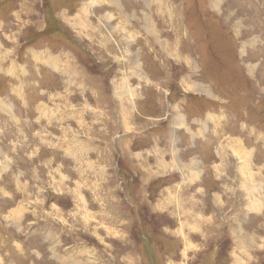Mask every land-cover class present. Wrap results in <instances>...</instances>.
Masks as SVG:
<instances>
[{
  "label": "rangeland",
  "instance_id": "obj_1",
  "mask_svg": "<svg viewBox=\"0 0 264 264\" xmlns=\"http://www.w3.org/2000/svg\"><path fill=\"white\" fill-rule=\"evenodd\" d=\"M0 264H264V0H0Z\"/></svg>",
  "mask_w": 264,
  "mask_h": 264
},
{
  "label": "bare ground",
  "instance_id": "obj_2",
  "mask_svg": "<svg viewBox=\"0 0 264 264\" xmlns=\"http://www.w3.org/2000/svg\"><path fill=\"white\" fill-rule=\"evenodd\" d=\"M216 3H217V1H215ZM79 16V15H78ZM84 19V18H83ZM86 24V23H85ZM85 24H83L82 22L81 23H79V26H81V27H84V25ZM91 26V25H90ZM80 27V28H81ZM95 31V30H94ZM158 39V38H157ZM156 40V39H155ZM160 40V39H159ZM158 40V41H159ZM167 41V40H166ZM160 42V41H159ZM122 109L124 110V111H126V107L124 108L123 106H122ZM129 112V111H128ZM125 113V112H124ZM129 115V114H128ZM127 117V116H126ZM242 155H245V154H247L246 152H245V150H242V153H241ZM240 155V154H239ZM249 155V154H248ZM248 160V159H247ZM250 161V160H249ZM242 165V164H241ZM182 191V190H181ZM257 192V191H256ZM185 193V192H184ZM187 199H188V197H187ZM200 220V219H199Z\"/></svg>",
  "mask_w": 264,
  "mask_h": 264
},
{
  "label": "crops",
  "instance_id": "obj_3",
  "mask_svg": "<svg viewBox=\"0 0 264 264\" xmlns=\"http://www.w3.org/2000/svg\"><path fill=\"white\" fill-rule=\"evenodd\" d=\"M151 237H149V239H150Z\"/></svg>",
  "mask_w": 264,
  "mask_h": 264
}]
</instances>
